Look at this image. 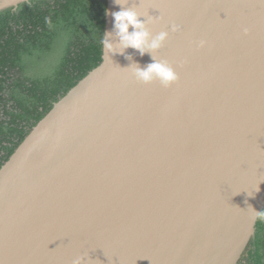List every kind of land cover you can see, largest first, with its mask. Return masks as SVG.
Wrapping results in <instances>:
<instances>
[{"label":"water","instance_id":"obj_1","mask_svg":"<svg viewBox=\"0 0 264 264\" xmlns=\"http://www.w3.org/2000/svg\"><path fill=\"white\" fill-rule=\"evenodd\" d=\"M29 1L0 0V12ZM128 4L164 15L153 31L169 39L156 55L179 81L137 82L125 56L103 50L0 169V264H71L83 254L91 264H239L255 236L264 0ZM107 9L120 10L114 0Z\"/></svg>","mask_w":264,"mask_h":264},{"label":"trees","instance_id":"obj_2","mask_svg":"<svg viewBox=\"0 0 264 264\" xmlns=\"http://www.w3.org/2000/svg\"><path fill=\"white\" fill-rule=\"evenodd\" d=\"M105 9L107 0H30L0 12V169L101 65ZM239 264H264V221Z\"/></svg>","mask_w":264,"mask_h":264},{"label":"clouds","instance_id":"obj_3","mask_svg":"<svg viewBox=\"0 0 264 264\" xmlns=\"http://www.w3.org/2000/svg\"><path fill=\"white\" fill-rule=\"evenodd\" d=\"M114 4L120 8L119 11L105 9V15L113 18V29L102 33L101 44L104 52L111 59L116 55L125 56L130 61V66L126 69L137 82L150 85L158 81L165 88L176 84L179 81L176 70L156 55L169 39L167 30L155 34L153 31L156 25L165 23L164 15L158 9L154 10L158 11L159 15L153 16L149 11L130 7L128 0H114ZM179 31V25H171V32ZM205 43L201 40L199 47L203 48ZM129 49L140 56L149 55L152 62L142 67L133 61V57L128 54ZM254 213L257 219L264 221V212L254 210ZM71 264H91V259L87 254H83L73 259Z\"/></svg>","mask_w":264,"mask_h":264}]
</instances>
